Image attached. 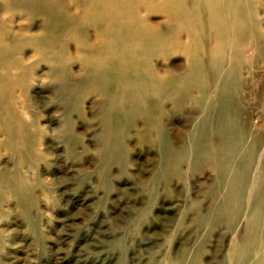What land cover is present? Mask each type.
<instances>
[{"label":"rangeland","instance_id":"1","mask_svg":"<svg viewBox=\"0 0 264 264\" xmlns=\"http://www.w3.org/2000/svg\"><path fill=\"white\" fill-rule=\"evenodd\" d=\"M253 3L248 29L261 39H244L238 160L257 153L240 207L203 156L210 102L179 106L174 93L150 134L139 117L115 131L100 96L68 106L42 62L16 90L28 137L12 142L0 128V264H264V229L252 222L264 201V0Z\"/></svg>","mask_w":264,"mask_h":264},{"label":"bare ground","instance_id":"2","mask_svg":"<svg viewBox=\"0 0 264 264\" xmlns=\"http://www.w3.org/2000/svg\"><path fill=\"white\" fill-rule=\"evenodd\" d=\"M254 7L253 0H0V128L12 142L28 137L16 90L42 62L52 65L68 106L77 107L84 94L100 96L115 131L139 117L150 134L174 93L179 106L210 102L203 156L229 187L227 203L239 208L257 153L254 146L238 160L244 39H261L248 29ZM177 54L185 61L172 69L168 61ZM166 138L160 132L168 164ZM252 222L264 229V201Z\"/></svg>","mask_w":264,"mask_h":264}]
</instances>
